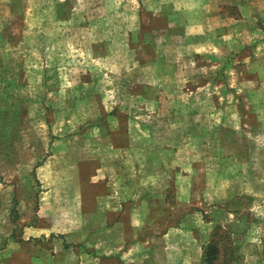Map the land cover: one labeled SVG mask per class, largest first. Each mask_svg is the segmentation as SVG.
I'll return each instance as SVG.
<instances>
[{"label": "rangeland", "instance_id": "rangeland-1", "mask_svg": "<svg viewBox=\"0 0 264 264\" xmlns=\"http://www.w3.org/2000/svg\"><path fill=\"white\" fill-rule=\"evenodd\" d=\"M214 232L264 264V0H0V259L204 264Z\"/></svg>", "mask_w": 264, "mask_h": 264}, {"label": "crops", "instance_id": "crops-1", "mask_svg": "<svg viewBox=\"0 0 264 264\" xmlns=\"http://www.w3.org/2000/svg\"><path fill=\"white\" fill-rule=\"evenodd\" d=\"M71 196H72V198L74 197V199H76L78 201L80 200V197L78 196V194H75V195L72 194ZM92 200H93V202L96 203L95 198H93ZM74 209H76V208L74 207ZM78 211H79V214L78 213L77 214L80 217V219H82V217H83L82 215L83 214L81 213L82 210L80 212V207L78 208ZM87 213H88V215L89 214H92L93 215V214L97 213V210L95 209L93 211H87ZM49 219L52 220L51 218H49ZM80 222H81V220H80ZM80 222L77 221V223H78L77 225H75V223L68 222V223L62 224L61 227H59V228H57L52 223V224L44 227V228H46L44 230L43 229H40L39 230V229H35V227H32L31 230L33 232H31V234L32 235H45V236L47 234L48 235H54V236H56V235L63 236L65 234H69V233L73 232L74 230L76 231V229H85V227L84 228H81L82 226H80ZM88 227H90V226H88ZM35 232L37 234H34ZM7 243H10V242H7ZM12 243H14L16 246H20L22 244H25L23 241L22 242L15 241V242H12ZM8 246H10V245L8 244ZM23 247H24V245H23ZM60 247H65V246L64 245H61ZM63 250H65V249H63ZM19 251L20 250L17 249V251L14 252L13 248H9V249L7 248L6 249V252L4 254V257L2 255V258L0 259V264H19V262H18L19 259L16 260V259H13L12 258L15 254L19 253ZM50 251H52V250L50 249ZM58 259H59V261H58ZM22 260H23V264L26 263L25 261H27L29 264H66V259L63 260L62 258L54 257L53 254L52 253H49V252H48V254L47 253H44V255L42 256V258H40V259H36V258H33L32 257V258H22Z\"/></svg>", "mask_w": 264, "mask_h": 264}, {"label": "trees", "instance_id": "trees-1", "mask_svg": "<svg viewBox=\"0 0 264 264\" xmlns=\"http://www.w3.org/2000/svg\"><path fill=\"white\" fill-rule=\"evenodd\" d=\"M220 237V234L214 232L212 234V239L208 242L207 246L204 249L203 260L204 264H228V259L223 261L218 260L219 247L216 237ZM224 236V235H223Z\"/></svg>", "mask_w": 264, "mask_h": 264}]
</instances>
